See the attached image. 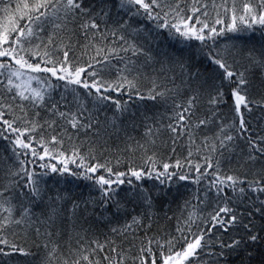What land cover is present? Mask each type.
Wrapping results in <instances>:
<instances>
[{
    "label": "snow or ice",
    "instance_id": "obj_1",
    "mask_svg": "<svg viewBox=\"0 0 264 264\" xmlns=\"http://www.w3.org/2000/svg\"><path fill=\"white\" fill-rule=\"evenodd\" d=\"M0 264H264V0H0Z\"/></svg>",
    "mask_w": 264,
    "mask_h": 264
},
{
    "label": "trees",
    "instance_id": "obj_2",
    "mask_svg": "<svg viewBox=\"0 0 264 264\" xmlns=\"http://www.w3.org/2000/svg\"><path fill=\"white\" fill-rule=\"evenodd\" d=\"M217 2H219V0H217ZM72 187H73L74 191H77V192L83 191V192H85V194L87 193V189L83 187L81 182H75V184ZM194 191H195V185H192L190 182H189L188 187L180 188V193L181 194H185V195H188V194H190L191 192H194ZM177 202L179 204H181V205L183 204V198H181L179 195H177ZM172 207H173L174 210L178 211L176 203L172 204ZM174 226H175V222H173L170 227L174 228Z\"/></svg>",
    "mask_w": 264,
    "mask_h": 264
}]
</instances>
